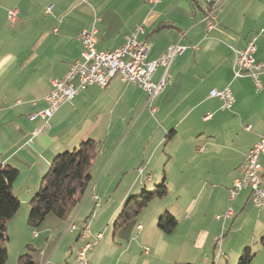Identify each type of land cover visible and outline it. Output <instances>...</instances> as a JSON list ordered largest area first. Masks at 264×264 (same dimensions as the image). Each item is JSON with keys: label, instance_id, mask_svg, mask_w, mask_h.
I'll return each instance as SVG.
<instances>
[{"label": "crops", "instance_id": "1", "mask_svg": "<svg viewBox=\"0 0 264 264\" xmlns=\"http://www.w3.org/2000/svg\"><path fill=\"white\" fill-rule=\"evenodd\" d=\"M208 2L0 0V165L18 170L12 191L19 199L7 222L4 264H18L27 246L32 264H74L85 223L90 264H236L247 246L255 250L249 264H264V207L254 206L247 188L230 197L245 153L264 133V66L260 88L249 76L235 77L231 47L243 49L256 34L254 59L264 65V0H223L210 29ZM10 10L17 12L15 21ZM137 25L148 59L184 47L166 73L156 67L152 81L164 77L165 86L151 104L144 90L116 75L107 86L89 85L61 104L49 127L42 128L39 117L29 119L46 108L52 81L80 58L82 30L95 28L96 48L112 50ZM225 87L234 97L229 109L209 95ZM85 139L99 150L91 165L96 181L67 219L51 213L29 227V201L52 159ZM259 162L264 168V153ZM161 182L166 200L171 192L173 199L143 212L151 200L114 229L125 201ZM229 206L233 214L225 217ZM165 211L176 219L170 233L157 225Z\"/></svg>", "mask_w": 264, "mask_h": 264}, {"label": "built area", "instance_id": "2", "mask_svg": "<svg viewBox=\"0 0 264 264\" xmlns=\"http://www.w3.org/2000/svg\"><path fill=\"white\" fill-rule=\"evenodd\" d=\"M150 4H156L159 0H147ZM223 0H209L210 10H205V20L207 27L213 28L215 25V11L220 7ZM16 10L8 11L10 21L16 20ZM143 31L142 25H137L134 30L124 36L121 46L112 50H98L96 48L97 31L95 28L84 29L79 33L78 39L82 50L80 58L75 60L68 68L65 75L52 81V89L45 96L46 108L40 112L29 116L30 120L39 117L42 120V128L49 127V118L55 110L64 102L70 101L79 91L89 85L105 87L111 79L118 75L122 81L135 84L145 91L147 103H152L165 86V78L157 83L152 81V75L157 66H162L166 73L173 57L181 53L184 47L173 45L156 59H148V45L138 39V34ZM257 35H251L246 46L239 50L231 47L232 71L235 77L249 76L253 79L258 88L261 87L258 75L263 64H259L254 59L256 51ZM77 79V85L72 80ZM211 97H218L222 100L221 108L229 109L234 101L232 91L225 87L223 89H211ZM151 110L155 107L150 105ZM207 119V117H204ZM249 128V125L246 127ZM34 131L33 133H36ZM264 153V133L251 146L244 155V163L241 167L242 175L233 180L230 190V197L242 189L247 188L254 206L264 207V168L259 162V157ZM96 197V196H94ZM232 207L229 206L225 217H231ZM75 226L72 223L71 229ZM89 223H85L80 230L79 238L83 241L75 252L74 264H90L86 257V252L91 248L92 243L85 241L86 231ZM101 234H96L99 238Z\"/></svg>", "mask_w": 264, "mask_h": 264}, {"label": "trees", "instance_id": "3", "mask_svg": "<svg viewBox=\"0 0 264 264\" xmlns=\"http://www.w3.org/2000/svg\"><path fill=\"white\" fill-rule=\"evenodd\" d=\"M210 9V3L208 5ZM99 150L92 139L81 141L77 147L54 156L50 167L41 178L37 192L29 201L27 224L38 227L48 214L67 219L80 203L91 184V165ZM18 170L10 165H0V264L7 259V222L17 213L19 199L12 191ZM167 193L165 182L151 191H142L130 196L114 221V229H119L127 221L137 217L143 208L155 198H163ZM158 227L170 233L176 226V219L167 211L157 221ZM264 248V234L259 239ZM255 254L252 247H245L236 264H249ZM18 264H32L30 247L18 257ZM189 264V263H178Z\"/></svg>", "mask_w": 264, "mask_h": 264}, {"label": "rangeland", "instance_id": "4", "mask_svg": "<svg viewBox=\"0 0 264 264\" xmlns=\"http://www.w3.org/2000/svg\"><path fill=\"white\" fill-rule=\"evenodd\" d=\"M167 49H168V48H167ZM166 51H167V50H166ZM160 80H161V79H160ZM160 80H159V81H160ZM159 81H158V82H159ZM96 179H97L96 177L93 178V180H92V182H91V185L94 184V182L96 181ZM89 187H90V186H89ZM150 189H152V188H150ZM154 189H155V188H154ZM146 191H151V190H148V189H147ZM141 192H142V190H140L137 194H140ZM168 195H169V197H170L169 201L166 200L167 195H166L163 199H154L153 201H151V202H153V203L150 202L151 204L149 205V207H147V208H149V209H144L145 211H143V212H149V210H151V208H152V204H155L154 202H161V201H164V202H166V203H169V202L173 199L174 194L171 192V194H168ZM153 206H154V205H153ZM140 214H141V213H140ZM140 214H139V215H140ZM143 214H144V213H143Z\"/></svg>", "mask_w": 264, "mask_h": 264}, {"label": "bare ground", "instance_id": "5", "mask_svg": "<svg viewBox=\"0 0 264 264\" xmlns=\"http://www.w3.org/2000/svg\"><path fill=\"white\" fill-rule=\"evenodd\" d=\"M209 10H210V9H209ZM68 225H69L68 227H69V228H71V225H72V221H71V222H70V223H69Z\"/></svg>", "mask_w": 264, "mask_h": 264}]
</instances>
